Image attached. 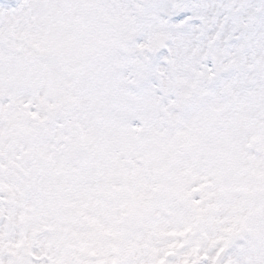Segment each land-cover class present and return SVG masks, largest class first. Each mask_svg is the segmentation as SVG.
<instances>
[{
  "label": "snow or ice",
  "instance_id": "6c2138e0",
  "mask_svg": "<svg viewBox=\"0 0 264 264\" xmlns=\"http://www.w3.org/2000/svg\"><path fill=\"white\" fill-rule=\"evenodd\" d=\"M0 264H264V0H0Z\"/></svg>",
  "mask_w": 264,
  "mask_h": 264
}]
</instances>
